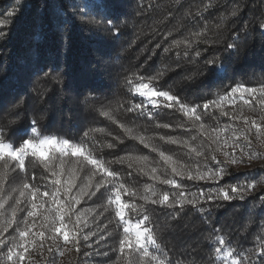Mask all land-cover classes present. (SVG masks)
<instances>
[{"label": "trees", "instance_id": "trees-1", "mask_svg": "<svg viewBox=\"0 0 264 264\" xmlns=\"http://www.w3.org/2000/svg\"><path fill=\"white\" fill-rule=\"evenodd\" d=\"M101 2L0 0V21L4 22L0 31L5 34L0 37V127L6 139L16 144L27 139L24 133L33 119L43 134L74 142L88 131L87 146L119 174L118 180L107 181L117 187L123 183L133 193L122 196L123 201L137 205L136 211H127V217L135 220L138 215L149 216V226L172 264H220L214 249L219 246L216 237L221 235L242 259L247 257L258 264L255 251L259 238L264 237V135L257 140L254 129L248 134L252 145L246 151L256 155L251 160L245 156L243 163L229 166L222 178L190 180L187 171L195 175L197 165L201 172L205 166L223 167L210 159L212 155L225 159L221 152L213 151L217 145L212 141L218 136L221 142L227 140L231 145L233 131L244 129L243 121L233 116L242 114L258 122L264 116L256 101L246 105L226 97L237 84L257 88L264 84V32L259 28L264 23V0H105L119 35L106 23L97 25L89 17L82 22L80 15H73L71 10L72 5H80L81 11H88ZM236 9L238 14L232 17ZM9 12L15 15L9 16ZM237 39V50L228 49L227 45ZM214 59L226 67L223 75H217L206 64ZM141 82L169 91L189 107L199 106L196 114L202 119L196 121L191 114L185 115L178 104L166 106L162 98L159 106L146 103V98L133 94V87ZM221 96L225 100L219 105L203 108ZM137 103L144 107L128 111ZM16 104L19 106L14 108ZM104 111L109 117L103 115ZM141 136L149 146L140 142ZM240 143L246 141L242 138ZM108 144L114 147L108 148ZM192 148L204 151L209 159L197 157ZM224 150L231 149L224 146ZM161 151L172 161L165 162L159 155ZM64 159L62 179H67L73 166L76 168L72 193L77 194L89 184L92 187L85 190L95 191L100 176L92 175V166L77 163L82 158ZM25 164V172L10 171L5 180L2 195L12 197L2 210L5 215L19 195L13 189L23 181L41 187L47 184L48 190H53L51 180L55 178L40 161L28 157ZM153 167L156 173L151 172ZM172 167L185 175L173 174ZM164 179H175L180 187L164 184ZM248 182L255 187L243 193V200L238 196L231 201L201 200L196 207L185 200L183 210L151 203L164 192L169 193L170 201L181 191L190 199L200 192L215 194L220 187ZM111 195V189L101 188L95 195L79 197L80 203L75 205L81 220L79 251L73 244L64 245L61 239L57 242L61 255L51 240H44L43 249L38 240L30 252V264H123L118 251H113L118 249L123 227L115 216V205L108 202ZM173 211L181 212L178 221L171 220L169 214ZM25 214L18 212L17 219ZM41 223L42 217L38 216L35 230H40ZM4 226V217L0 216V228ZM14 228L0 238L7 239Z\"/></svg>", "mask_w": 264, "mask_h": 264}, {"label": "snow or ice", "instance_id": "snow-or-ice-1", "mask_svg": "<svg viewBox=\"0 0 264 264\" xmlns=\"http://www.w3.org/2000/svg\"><path fill=\"white\" fill-rule=\"evenodd\" d=\"M210 7V5H207ZM71 10L73 15L79 14L80 17H89L95 21L97 25H102L106 23L111 30L114 31L116 35H119V29L114 27L113 20L110 18V7L102 0L101 3L95 4L93 8L88 11H81L80 5H72ZM239 9L233 10L231 12L232 17H236ZM9 16L15 15V12H9ZM4 22L0 21V25ZM259 28L264 32V23L259 24ZM5 34L0 31V37ZM238 38L239 33H234ZM236 42L229 43L227 45L228 49L237 50ZM199 55V53H197ZM212 69L215 70L217 75H223L226 72V67L218 63V59L206 61ZM47 75V74H46ZM143 79V78H142ZM129 85H132V81H128ZM148 89V91H145ZM133 94L140 97L146 98V103L153 106H159L161 103V98L166 106L171 107L173 103L178 104L180 110L185 114H191L196 121H200L202 118L200 115L196 114V108L199 106L189 107L179 101V98L175 95L170 94L169 91L157 90L155 87L150 86L146 83H137L133 87ZM226 97L229 100L239 99L244 102V104H250L251 101H256L261 111L264 112V84L257 87H246L242 84H237L230 89V92L226 93ZM251 98L249 100L248 98ZM225 100V96H221L219 100H213L203 105V108L207 110L210 105H219L221 101ZM19 104L13 105V107H18ZM144 104L137 103L133 108H129L128 111H134L142 109ZM253 110H255L253 108ZM103 115L109 117V112L104 111ZM222 115L227 116L228 112H223ZM234 120H242L244 124V129L233 131V140L231 145H228V141L224 140L221 142L219 137L213 139L212 143L217 145L216 149L213 151H219L225 157L224 160H218L216 155L210 157L211 161L216 164L223 165V167L208 169L205 166L203 172L199 171V165H197V173L194 175L191 170L187 171V179H199L204 180L206 178H222L223 175L227 174V168L234 164H239L244 162V157L246 156L248 160H251L256 155L253 152L246 151L250 149L252 141L249 139V133L255 130V138L257 140L261 139L264 135V116L260 117V122L256 119H250L247 116H233ZM11 123V122H10ZM31 128L26 130L24 135L28 138L23 139L19 144L13 143L12 141L6 139L5 130L0 127V216L4 217V227L0 228V237L4 232H7L9 228L13 229V232L8 236L7 239L0 238V262L6 260L8 264H30L31 257L30 252L35 249L37 241L40 242V248L44 247V240H51L53 244H56V251L59 254H63L61 246L57 243L62 239L64 245L73 244L76 246V251H79V228L81 225V220L79 215L75 211V205L80 203V196L95 195L101 188L105 190L111 189L112 195L109 196V204L115 205V216L118 218V224L123 227V235L118 241V249H113V251H118L120 257L123 260V264H172V260L168 258V253L165 247L158 242L155 235L153 227L149 226L150 218L147 214L138 215L135 220L127 217V211L137 210V205L135 203H130L122 200L123 195L133 194L125 187L123 183L119 186L110 184L106 178H112V180H118L119 174L115 171H111L101 159H98L94 153L93 149L87 146L89 132L85 131L83 137L80 141L74 142L67 138H58L53 135L43 134L36 127V120L31 121ZM164 127H170L169 125H164ZM201 129L204 128L203 123L199 125ZM213 132L218 131L217 129H212ZM243 138L246 143L241 144L240 140ZM140 142L144 143L145 146H149L144 137H139ZM164 139V137H161ZM192 139H195L193 137ZM176 143L175 140L171 141ZM224 146H228L231 150H224ZM108 148L114 147L113 144H108ZM157 151L156 148L152 149ZM197 157H205L209 159L207 154L196 148H192ZM237 151H239V158L237 156ZM58 154V155H57ZM160 157L165 162L172 161L171 156L165 155L164 152H159ZM77 157L82 158V160H77V163L91 165L94 169L92 175L95 176L99 174L100 179L94 185L95 191H86V188H91L92 185H84L81 187L77 194L72 193V189L76 187L75 176L76 168L73 166L67 173V179L64 180L62 177L65 174V157ZM33 157L40 161L45 170H47L52 177L55 179L51 180V185L53 190H48V185L45 184L43 187L37 186L23 181L17 188L13 191H18L19 195L15 198L14 204L10 208V213L5 215L2 211L5 208L8 200L12 199L11 196L4 197L2 194L4 192V183L9 175L10 171L19 170L20 172H25L26 169V158ZM142 160H147V157H141ZM59 160L57 165L56 161ZM57 167L59 171H57ZM157 169L153 167L151 169L152 173H156ZM172 173L177 176H184L185 172L183 170H178L177 167H172ZM164 184L171 185L173 187H180L175 179H164L161 181ZM255 187V184L248 182L247 184H237L230 185L229 188L220 187L216 190L215 194L200 192L197 196L188 198V194L181 191L177 194V198L174 200L169 199V193H162L159 200L152 199V204H159L164 207H170L173 209L184 208V201L186 200L188 205L196 207L203 200L205 203L213 202L217 200L231 201L236 199L243 200V193L250 191ZM231 193V194H230ZM236 194V195H232ZM152 195L156 196V193L152 191ZM147 200L148 197H143ZM24 205V207H21ZM217 208L220 207L219 204L216 205ZM201 213L205 210L203 207L198 209ZM212 211L211 208L208 209V214ZM18 212L26 213L23 217L17 219ZM42 217L43 223L40 224V230L37 229V217ZM75 216V221L72 217ZM171 220L178 221L181 216L180 211H173L169 214ZM31 218V220H30ZM218 229H213V232H218ZM51 233V235H48ZM85 239H88L87 235ZM216 242L219 246H216L215 259L220 262V264H253L252 261L248 260L247 257L241 258V254L235 251L231 245L230 241L226 242L225 238L221 236L216 237ZM228 245L225 247V245ZM6 249V251H5ZM52 248L49 247L48 251L52 252ZM107 255V253H104ZM255 256L257 257L258 264H264V237L259 238V244L255 251Z\"/></svg>", "mask_w": 264, "mask_h": 264}, {"label": "rangeland", "instance_id": "rangeland-1", "mask_svg": "<svg viewBox=\"0 0 264 264\" xmlns=\"http://www.w3.org/2000/svg\"><path fill=\"white\" fill-rule=\"evenodd\" d=\"M145 91H148V89H145Z\"/></svg>", "mask_w": 264, "mask_h": 264}]
</instances>
